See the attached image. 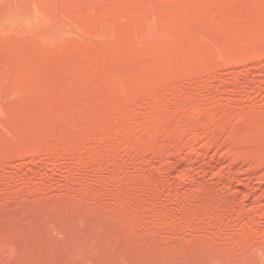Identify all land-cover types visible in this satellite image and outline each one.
<instances>
[{
	"label": "rangeland",
	"instance_id": "obj_1",
	"mask_svg": "<svg viewBox=\"0 0 264 264\" xmlns=\"http://www.w3.org/2000/svg\"><path fill=\"white\" fill-rule=\"evenodd\" d=\"M0 264H264V0H0Z\"/></svg>",
	"mask_w": 264,
	"mask_h": 264
}]
</instances>
